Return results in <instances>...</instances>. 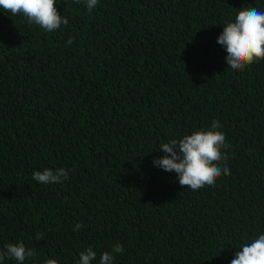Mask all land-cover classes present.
Returning a JSON list of instances; mask_svg holds the SVG:
<instances>
[{
  "label": "trees",
  "instance_id": "obj_1",
  "mask_svg": "<svg viewBox=\"0 0 264 264\" xmlns=\"http://www.w3.org/2000/svg\"><path fill=\"white\" fill-rule=\"evenodd\" d=\"M55 6L68 24L52 32L0 8V250L78 264L91 247L98 264L119 243L113 264H230L264 234V59L233 72L217 37L264 0ZM213 120L230 175L192 191L153 165ZM59 168L60 183L32 178Z\"/></svg>",
  "mask_w": 264,
  "mask_h": 264
},
{
  "label": "clouds",
  "instance_id": "obj_2",
  "mask_svg": "<svg viewBox=\"0 0 264 264\" xmlns=\"http://www.w3.org/2000/svg\"><path fill=\"white\" fill-rule=\"evenodd\" d=\"M77 3L80 0H76ZM89 12L97 5L98 0H85ZM56 0H0V8L12 16H23L29 24H34L46 32H52L67 25L68 19L60 15L56 8ZM72 39L66 42L71 45ZM217 43L226 50L225 62L227 69L233 72L242 71L249 65L264 59V12L255 7L242 8L234 22H227L223 31L217 37ZM221 127L216 120L211 128L195 130L181 139H172L162 143L159 150L164 156L155 158L153 165L166 172L174 171L181 186H187L192 191H198L205 186L214 185L222 175H230L226 163L227 156L222 151L230 147L225 135L218 131ZM68 171L64 168L55 170L44 169L34 171L32 178L41 184H56L67 179ZM81 223L75 225L73 231H79ZM42 238V237H41ZM123 247L117 243L110 251L100 254L98 264H113L115 254H122ZM35 253L23 243L6 244L0 250V262L5 258L13 259L16 264L33 257ZM97 253L91 247L79 253L78 264H92ZM45 264H58L55 259H48ZM230 264H264V234L245 243L234 254Z\"/></svg>",
  "mask_w": 264,
  "mask_h": 264
}]
</instances>
